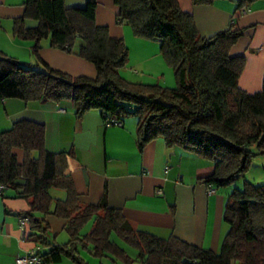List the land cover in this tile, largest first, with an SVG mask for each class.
Returning a JSON list of instances; mask_svg holds the SVG:
<instances>
[{"label":"trees","instance_id":"1","mask_svg":"<svg viewBox=\"0 0 264 264\" xmlns=\"http://www.w3.org/2000/svg\"><path fill=\"white\" fill-rule=\"evenodd\" d=\"M112 1L118 24L130 27L136 37L158 43L174 73V86L131 81L122 75L128 47L123 37L110 34L107 25L97 24L98 0H85L82 7L67 6L65 0H24L22 15L12 19L11 34L33 41L35 59L25 62L0 50V103L71 101L77 117L97 110L103 123L114 119L121 125L134 117L139 150L160 137L167 147L213 163L204 178L208 188L229 187L244 176L255 156L264 155V79L257 91L241 88L245 56L230 53L245 29L231 21L203 36L179 0ZM190 1L195 5L216 0ZM230 1L235 14L256 0ZM27 19L35 24L27 25ZM43 39L50 47L93 64L95 76H73L49 66L38 54ZM16 150L22 151L21 161ZM66 157L64 151L45 148L42 123L20 119L0 130V196L8 197L5 191L10 190L12 197L27 201L28 208L18 215L28 218L24 240L32 243L41 264L63 258L89 264L83 252L117 264H264V184L245 180L241 188L228 191L223 209L227 231L213 251L172 234L159 237L134 229L120 208L109 206L106 189L97 203H82ZM52 188L63 190L64 198L53 197ZM48 215L64 221L66 242L48 241ZM89 221L91 228L82 232Z\"/></svg>","mask_w":264,"mask_h":264},{"label":"crops","instance_id":"2","mask_svg":"<svg viewBox=\"0 0 264 264\" xmlns=\"http://www.w3.org/2000/svg\"><path fill=\"white\" fill-rule=\"evenodd\" d=\"M23 1L0 0V50L20 60L31 57L33 46V41L11 34L12 19L22 15ZM179 2L192 13L203 36L213 35L231 21L245 29L230 53L245 56L240 87L250 92L259 90L264 79V0H256L235 14V4L230 0L195 5L190 0ZM65 4L82 7L85 0H65ZM116 14L112 0H98L97 24L107 25L110 34L123 37L128 47V63L122 75L131 81L174 86V73L162 58L158 43L134 36L130 27L117 23ZM26 24L32 26L35 21L27 19ZM38 54L49 66L73 76L96 74L93 64L50 47L48 39L40 42ZM133 67L139 72H131ZM20 119L42 123L45 148L67 153L71 161L68 173L82 203H97L106 189L109 206L120 208L134 229L159 237L172 234L213 251L219 249L227 231L223 209L228 191L222 188L219 192L221 188L214 187L215 191L209 193L204 182L213 169L209 160L178 147H167L160 137L139 150L135 118L125 119L121 126H105L97 110L75 116L71 101L55 104L6 99L0 103V130L9 129ZM16 153L21 161L22 151ZM5 194L8 197L0 196V264H15L17 256L33 250L32 243L22 238L18 215L28 203L12 197L10 190ZM46 220L50 225L48 241L66 242L68 238L59 235L64 231V221L52 215ZM47 264L74 263L63 258Z\"/></svg>","mask_w":264,"mask_h":264},{"label":"rangeland","instance_id":"3","mask_svg":"<svg viewBox=\"0 0 264 264\" xmlns=\"http://www.w3.org/2000/svg\"><path fill=\"white\" fill-rule=\"evenodd\" d=\"M7 21H10L9 19ZM11 28V25H10ZM31 57L27 56L26 59L27 61L30 60V62L34 61L33 59H35L33 53L31 52ZM24 61H26L25 59H22ZM133 67V69H130L131 72H139L138 69ZM130 75H135L137 76V74H130ZM136 78V77H135ZM134 117H128L126 118V120L128 119H133ZM247 180L255 185H260V184H264V155H257L255 156L252 161L251 164L249 166V168L246 170L245 174L243 177H240L239 179H237L236 181H234V183L232 185H230L229 187H226L227 191H231L234 187L237 188H241L244 184V181ZM222 191V188L219 190V192ZM50 193L53 197H58V198H64L65 196V192L59 188H52L50 190ZM53 218H56L55 216H53ZM58 219V218H57ZM59 220H61L59 218ZM91 224L92 221H89L82 229V232H87L90 228H91ZM59 235H64L66 238H68L66 232L62 231V233H60ZM115 238V236H114ZM116 241L118 242V244L120 246H122L123 248H126V250L128 252H132L131 248L128 247L123 241L118 240L117 238H115ZM60 240V239H59ZM131 255H133L131 253ZM82 257L89 263V264H117L114 263L110 258L108 257H103V258H97L94 257L90 254H88L87 252H83L82 253ZM132 264H137V262H133Z\"/></svg>","mask_w":264,"mask_h":264},{"label":"built area","instance_id":"4","mask_svg":"<svg viewBox=\"0 0 264 264\" xmlns=\"http://www.w3.org/2000/svg\"><path fill=\"white\" fill-rule=\"evenodd\" d=\"M113 123V124H111ZM104 125L105 126H110V125H118L120 126L121 123L118 121H114V119H111V120H106L104 122ZM66 161H67V165L68 167H71V161H70V158L67 157L66 158ZM3 188V186H0V190ZM208 191L209 193H212L215 191V188L213 187H209L208 188ZM28 221V218L25 217V216H22L20 218V229H21V234H22V238H24V234H25V224L27 223ZM41 256L37 253V251H35V249L27 252L26 254L24 255H19L16 257L15 259V264H41Z\"/></svg>","mask_w":264,"mask_h":264}]
</instances>
